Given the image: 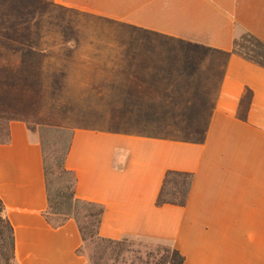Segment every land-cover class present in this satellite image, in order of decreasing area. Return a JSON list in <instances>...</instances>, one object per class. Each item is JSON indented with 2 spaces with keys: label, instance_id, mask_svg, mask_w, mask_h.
<instances>
[{
  "label": "crops",
  "instance_id": "crops-1",
  "mask_svg": "<svg viewBox=\"0 0 264 264\" xmlns=\"http://www.w3.org/2000/svg\"><path fill=\"white\" fill-rule=\"evenodd\" d=\"M54 3L102 25L72 32L64 64L41 52L44 111L58 107L65 124L97 112L98 125L72 127L65 167L78 198L104 205L100 236L170 245L184 264H264V0ZM8 134L0 198L15 264H87L76 221L46 219L30 123ZM168 171L192 174L183 207L156 206Z\"/></svg>",
  "mask_w": 264,
  "mask_h": 264
},
{
  "label": "rangeland",
  "instance_id": "rangeland-1",
  "mask_svg": "<svg viewBox=\"0 0 264 264\" xmlns=\"http://www.w3.org/2000/svg\"><path fill=\"white\" fill-rule=\"evenodd\" d=\"M31 12L30 21L19 25L21 26L19 32L21 34L26 33L28 36L19 37L20 42L12 43L10 48L3 47L0 44V68L3 70L4 68L7 69L4 72V78L10 80L11 78L19 77L20 81L18 85H14L12 82L1 84L0 94L6 95L5 100L16 94L19 97L29 99V102L26 101L18 108L11 107L10 111L16 117L27 120L30 123V126L33 128L34 133L43 146L48 168L54 175L51 178L53 179L54 186L57 187L58 175H56V162L63 158L65 149L72 136V127L74 125L85 127L96 126L99 124V120H97V112H79L73 110L70 112L72 113V119L68 120L65 124L63 122L64 119L61 120L62 118L60 119L57 116V113L61 117L64 115L62 112L57 111L58 107L55 109L48 106L44 111L42 107L41 84V64L44 55L41 52L43 50L52 52L54 55V65L64 64L66 45L72 40L80 39L78 36L72 37V32L78 29L98 28L102 25L95 18L59 7L54 3V0H43L40 3L34 4ZM25 28L29 29V33L28 31H22ZM25 46H31L40 53L37 60L39 62L32 64L33 72L35 71L34 78L36 79L32 83L28 81L32 77L29 78L27 76L32 71L28 69L26 59L18 55H13L11 52L14 47L23 48ZM25 69L28 72H25ZM22 72L25 74H22ZM26 77L28 80H25ZM61 78L62 76H58L59 80ZM63 88L62 85L58 86V91ZM52 103L54 105L56 104L55 102H49L48 104L53 105ZM0 130H3L1 125ZM2 229L4 230L0 222V234ZM2 244L3 241L0 237V264H15L11 256L10 247H3ZM160 246L163 245L157 241L137 239L125 244L123 246L125 248L124 252L120 256H117L113 252L116 249L115 246L96 242L89 243L84 250L83 256L87 264H140L134 258L133 251L139 250L145 252L155 250Z\"/></svg>",
  "mask_w": 264,
  "mask_h": 264
},
{
  "label": "trees",
  "instance_id": "trees-1",
  "mask_svg": "<svg viewBox=\"0 0 264 264\" xmlns=\"http://www.w3.org/2000/svg\"><path fill=\"white\" fill-rule=\"evenodd\" d=\"M42 1L43 0H0V44L3 47L10 48L12 43L20 42L19 37L21 38L28 36L26 33L21 34L19 32L21 30V26L19 25L22 23H28L30 21V16L32 15V6ZM22 31H28L29 33L28 28L22 29ZM11 52L13 55H18L21 56V58L26 59L29 67L28 69L32 71L27 77L32 78L28 80L26 77L25 80L31 81V83L35 82V71L33 72L34 69L32 64L39 62L37 60L40 56V53L31 46H25L23 48L14 47L12 48ZM0 69V85L6 84L7 82H12L14 85L19 84V77L16 76L17 78H11L10 80L5 79L4 72H6L7 69ZM25 72H28V70ZM22 74L25 73L22 72ZM22 79H24V77H22ZM5 97L6 95L0 94V125L3 128V130H0V144H7L10 141V136L8 134V126L10 122L21 119L12 114L10 108H18L26 101L29 102V99L19 97L17 94L13 97L7 98V100H5ZM11 103L13 104L11 105ZM70 144L71 139L65 149L63 158L56 162V175H58L57 187L54 186L53 179L51 178V176L54 175L48 168L46 157L44 155L45 176L49 203L48 210L45 213L46 219L54 228L63 226L64 223L70 219L76 221L83 241L82 247L79 250L81 255H83L84 250L87 248L89 243L97 242L115 246L116 249L113 252L117 256H120L125 250L123 247L125 244L140 238L126 236L119 240H112L100 236L99 230L103 221L105 207L102 204L82 200L76 196V177L73 172L67 170L65 167V159L70 150ZM191 184V173L168 171L165 175L161 191L158 195L156 206H185L190 193ZM0 222L5 230L4 231L2 229L0 234V237L3 241L2 245L3 247H10L12 259L15 261L14 228L8 218L5 216V206L1 198ZM162 245L163 246H160L155 250H148L145 252L139 250L133 251L134 258L140 264L185 263V257L180 253V251L170 245Z\"/></svg>",
  "mask_w": 264,
  "mask_h": 264
}]
</instances>
